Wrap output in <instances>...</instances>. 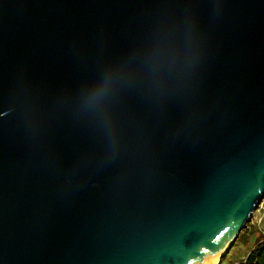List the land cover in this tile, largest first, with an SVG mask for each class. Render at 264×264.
Here are the masks:
<instances>
[{
    "label": "water",
    "instance_id": "95a60500",
    "mask_svg": "<svg viewBox=\"0 0 264 264\" xmlns=\"http://www.w3.org/2000/svg\"><path fill=\"white\" fill-rule=\"evenodd\" d=\"M264 201V0H0V264H216Z\"/></svg>",
    "mask_w": 264,
    "mask_h": 264
},
{
    "label": "rangeland",
    "instance_id": "374dc122",
    "mask_svg": "<svg viewBox=\"0 0 264 264\" xmlns=\"http://www.w3.org/2000/svg\"><path fill=\"white\" fill-rule=\"evenodd\" d=\"M256 213L253 215L251 220L247 223V226L243 229V236L239 238L234 246L231 248L230 252L224 257L222 264H235L241 262V260L248 256V254L255 247L256 242L261 237V234H264V213L260 218V221L257 222L255 227L254 218Z\"/></svg>",
    "mask_w": 264,
    "mask_h": 264
},
{
    "label": "trees",
    "instance_id": "16d2710c",
    "mask_svg": "<svg viewBox=\"0 0 264 264\" xmlns=\"http://www.w3.org/2000/svg\"><path fill=\"white\" fill-rule=\"evenodd\" d=\"M240 236L242 237L243 234ZM235 264H264V236L258 239L254 249L250 252L245 261Z\"/></svg>",
    "mask_w": 264,
    "mask_h": 264
},
{
    "label": "crops",
    "instance_id": "0c3cea01",
    "mask_svg": "<svg viewBox=\"0 0 264 264\" xmlns=\"http://www.w3.org/2000/svg\"><path fill=\"white\" fill-rule=\"evenodd\" d=\"M263 213H264V201L262 202V204L260 205V207L258 208V210L256 211V216H255V222H254V225H255V227L257 226V222H259L260 221V218H261V216L263 215ZM263 233H264V231H263ZM261 237H263L264 236V234H261L260 235ZM254 249V248H253ZM230 252V251H229ZM250 254V253H249ZM248 254V255H249ZM246 258H247V256H245L241 261H245L246 260ZM224 259V258H223ZM223 259H222V262H223ZM222 264V263H221Z\"/></svg>",
    "mask_w": 264,
    "mask_h": 264
},
{
    "label": "bare ground",
    "instance_id": "6f19581e",
    "mask_svg": "<svg viewBox=\"0 0 264 264\" xmlns=\"http://www.w3.org/2000/svg\"><path fill=\"white\" fill-rule=\"evenodd\" d=\"M218 260H219V259L217 258V260H216V264L218 263Z\"/></svg>",
    "mask_w": 264,
    "mask_h": 264
}]
</instances>
